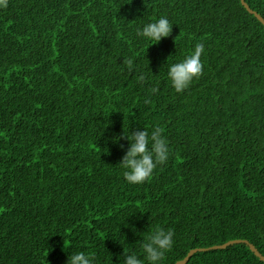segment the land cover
Wrapping results in <instances>:
<instances>
[{
    "label": "trees",
    "instance_id": "16d2710c",
    "mask_svg": "<svg viewBox=\"0 0 264 264\" xmlns=\"http://www.w3.org/2000/svg\"><path fill=\"white\" fill-rule=\"evenodd\" d=\"M245 1L264 17V0ZM161 14L172 33L148 45L136 27ZM197 42L203 73L176 92L168 65ZM153 126L169 158L129 184L119 162L130 142L113 137ZM156 226L175 234L163 264L231 239L264 254L263 22L241 0H6L0 264H67L81 250L95 264L143 259ZM187 264L264 260L235 242Z\"/></svg>",
    "mask_w": 264,
    "mask_h": 264
},
{
    "label": "clouds",
    "instance_id": "9594fccd",
    "mask_svg": "<svg viewBox=\"0 0 264 264\" xmlns=\"http://www.w3.org/2000/svg\"><path fill=\"white\" fill-rule=\"evenodd\" d=\"M6 4V0H0V6ZM173 23L166 15H159L155 18L142 22L136 27V35L142 38L148 45L157 43L163 37L172 33ZM205 53V44L197 42L194 47L184 55L182 59L170 62L166 73L170 85L176 92H183L194 79L199 78L203 73L202 54ZM129 69L134 67L132 58L126 60ZM150 74L141 73L138 76L140 82L149 79ZM158 89L152 87L148 96H145L144 103H151V96L156 94ZM127 139L130 146L119 162L123 169V176L129 184H141L150 179L154 170L167 162L170 155L169 141L164 135V129L153 126L152 130L130 132L129 128L114 136L113 139ZM174 231L156 226L152 228L142 244L143 259L135 252H130L122 258V264H163L166 253L174 246ZM127 253V252H126ZM67 264H95V255L87 251L72 252L67 258Z\"/></svg>",
    "mask_w": 264,
    "mask_h": 264
},
{
    "label": "water",
    "instance_id": "95a60500",
    "mask_svg": "<svg viewBox=\"0 0 264 264\" xmlns=\"http://www.w3.org/2000/svg\"><path fill=\"white\" fill-rule=\"evenodd\" d=\"M241 2L251 13L255 14L257 16V18L260 21H262L263 24H264V17L259 12H257L253 8H251V6L245 0H241ZM235 242H246V243H248L250 248L255 252V254L257 256H259L262 260H264V254H262V252H260V250L253 243H251L249 240H247V239H231V240H228V241H226V242H224L222 244H215V245H212L210 247H196V248H193V249L188 251L187 255L184 258L178 260L176 262V264H187V262L189 261L190 257L194 253H196L197 251H203V250H208V249L225 248L228 245H230L232 243H235Z\"/></svg>",
    "mask_w": 264,
    "mask_h": 264
}]
</instances>
